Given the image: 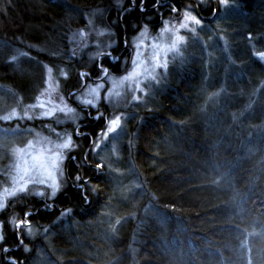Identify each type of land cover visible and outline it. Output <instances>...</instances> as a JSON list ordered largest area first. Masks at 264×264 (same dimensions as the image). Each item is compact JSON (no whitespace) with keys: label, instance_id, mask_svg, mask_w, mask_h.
Masks as SVG:
<instances>
[{"label":"trees","instance_id":"1","mask_svg":"<svg viewBox=\"0 0 264 264\" xmlns=\"http://www.w3.org/2000/svg\"><path fill=\"white\" fill-rule=\"evenodd\" d=\"M116 1L0 0V86L26 99L30 90L15 82L19 68L43 78L38 68L45 61L67 69L69 88L77 89L85 66L67 58L73 30L85 29L96 16L114 29L121 46L138 19L158 12V0H135L136 7L125 0L123 8L115 7ZM234 1L245 17L262 20L261 28L248 32L264 43V9L256 11L258 0ZM165 2L163 10L181 9L187 0ZM209 8H201L202 16L216 4ZM45 50L54 53L46 56ZM253 50L239 60L242 79L221 80L211 69L221 85L211 84L204 93L201 69L193 65L158 96V107L129 125L136 128L130 159L143 188L138 211L119 200L108 167L96 169L98 158H86L97 134L86 126L90 135L82 139L77 157L67 161L58 196L44 202L22 194L1 212L0 264L13 258L17 264H264V63L252 58ZM102 64L119 72L107 58ZM99 70L95 63L90 71ZM219 89L232 102L216 115L200 113L204 95ZM0 126L40 132L47 124L0 121ZM26 212L30 224L18 231L16 221L25 220Z\"/></svg>","mask_w":264,"mask_h":264},{"label":"rangeland","instance_id":"2","mask_svg":"<svg viewBox=\"0 0 264 264\" xmlns=\"http://www.w3.org/2000/svg\"><path fill=\"white\" fill-rule=\"evenodd\" d=\"M127 1L132 4V0ZM164 1L166 0H158L160 3ZM125 3V0H122V3L117 0L114 5L123 8ZM211 3L212 5L215 3L216 8H212V13L208 16L203 15L211 20L203 21L200 10L205 8L209 11ZM133 6L136 7V2ZM258 7L256 11L264 9V0H258ZM155 10L158 11L155 15L143 20L138 19L139 22L134 24L132 31L124 35L121 46L114 29L104 25V20L96 19V16L87 22L85 29L73 30L68 35L70 48L67 58L71 60L70 62L76 59L84 61L82 64L85 66L81 72L85 75L81 76L80 73L75 90L69 88L67 69L63 67L54 69L45 61L38 68L42 71L43 78L38 76L36 71L33 75L32 71L28 73L26 68V70L19 68L20 77L18 76L15 82L17 87L22 89L28 87L30 90L26 99L0 86L2 123L20 121L47 124V127L40 132L35 129H6L0 126V175L6 178L5 183L0 182V214L22 194L31 193L44 202H51L58 196L65 186L67 161L77 157L75 153L83 146L82 139L90 135L86 126L97 129L90 147L86 153L84 152L86 158L92 155L93 158H98L100 164L108 167V173L114 178L113 183L119 200L127 209L130 206L137 208L138 211L142 204L143 188L130 159L133 156L132 146L135 140L133 133L136 128L132 130L129 125L139 122L141 120L139 115L143 111H152L154 105L158 107V96L168 90L170 83L182 79L184 71L193 65L201 69L205 93L209 85L215 84L216 88L221 85L220 83L216 85V78L224 80L229 77L231 81L242 79L243 70L239 60L245 59L250 49H254L251 53L252 58L264 63V43L259 44L257 41L259 37L248 32L251 28H261L263 22L255 17H245L234 0H187L176 12H173L172 8L166 9V12H162L161 8L158 10L157 7ZM186 12L195 19H186ZM255 16L260 17L259 14ZM216 17L219 18L217 22H215ZM182 24L187 26L181 27ZM226 24L230 26L234 24L236 28L231 27L234 29L230 30ZM145 27L147 33L141 37L140 33ZM240 34L244 41L237 42ZM178 37L182 39H177ZM117 47L122 50L115 53ZM53 53L50 50L43 52L46 56ZM137 53L140 54L137 60L139 67L132 63L133 59L137 58ZM154 54L159 56V65L156 66L151 77L145 69L150 71L153 67ZM59 56L62 54L59 53ZM105 58L113 65L119 66V72L116 74L109 71L106 74L102 72L101 68H106L102 64ZM43 60H46L45 57ZM95 63L100 70L94 75L90 70ZM47 68H52L53 84L57 85L56 92L50 97L55 103H48L49 97L45 91L49 76ZM134 69L141 74L130 80L125 79L134 72ZM211 69H216V78L215 73V75L210 74ZM62 73H66V77ZM100 84H103V87L99 89L96 107L83 104L84 99L91 98L87 95L88 90ZM262 87L264 83L260 86ZM221 90L204 95L200 113L207 110L216 115L231 101L225 97L228 93L222 94ZM41 93H44V96ZM38 97L45 101L44 108L37 106ZM92 99L96 100V97L93 96ZM65 105L73 111L67 114L59 111V107ZM53 108L57 110L52 117L41 116L42 113ZM98 115L100 118L95 119L94 117ZM117 117L120 118L119 126L109 132V122ZM69 136L72 145L64 149L55 147L57 144H62ZM55 152L63 156L62 160L57 161L59 167H53L50 159ZM44 168L55 174L60 185L55 197H51V188L38 182L45 178L40 174ZM48 182L50 183L51 180L49 179ZM39 192H44V195H37ZM27 225L21 226L18 231ZM2 227L0 219V235L3 237Z\"/></svg>","mask_w":264,"mask_h":264},{"label":"snow or ice","instance_id":"3","mask_svg":"<svg viewBox=\"0 0 264 264\" xmlns=\"http://www.w3.org/2000/svg\"><path fill=\"white\" fill-rule=\"evenodd\" d=\"M118 2H121L122 3V0H118ZM144 2H145V0H141V3L142 4ZM132 3L135 4V0H132ZM154 7H158V5H154ZM140 11H142V12L145 11V8H143V6H141ZM172 11L173 12H176V11H178V9L175 6H173ZM185 16H186V19H189V18L195 19V17H190L187 12H186ZM186 26H187L186 24H182L181 25V27H186ZM146 33H147V28L145 27L144 31L140 33V36L143 37V36H145ZM177 39H182V38L178 37ZM127 46H128L127 41H125V47H127ZM174 46H175V44H173V47ZM137 47H139V46H137ZM139 55L140 54L137 53V58H134L133 61H132V63L134 65H137V67H139V65L137 64V60L139 58ZM152 59H153V61L155 63L153 64V67L151 68V70L149 71L148 69H145V71L151 77L153 76V73L155 72L156 66L159 65V56L157 54H154ZM101 71L106 74L108 70L106 68H101ZM47 72H48L49 76H48V79L46 80L47 87H46L45 91H46V93H47V95L49 97L48 103H55L54 101H52L50 99V97L52 96L53 93L56 92L57 85L54 86V84H53V78L51 76L52 68H47ZM140 74L141 73L139 71H136L134 69V72L131 73V74H129V76L125 77V79H129L130 80L134 76H139ZM62 75H65V77H66L67 74L66 73H62ZM84 75H85V73H81V76H84ZM102 87H103V84H100L98 87L89 89L87 95L89 97H91V98L84 99L83 100V104H85V105H92L93 107H96V103L99 100V89L102 88ZM137 87H139V85H137ZM41 95L44 96V93H41ZM93 96L96 97V100H93L92 99ZM38 100H39V104L37 106L38 107H41V108H44L46 106L45 105V101L44 100H41L40 97H38ZM56 110H57L56 108H53L51 111H47V112L42 113L41 116L42 117H48V118H50V117H52L55 114ZM59 111L64 112L65 114H67V113H71L73 111V109L70 108V107H68L67 105H65L63 107H59ZM94 118L95 119H99L100 116L98 115V116H96ZM119 122H120V118L119 117H117L116 119L110 121L109 122V125L110 126H109V129H108L109 132L115 130V128L117 126H119ZM70 145H72V139L69 136L67 139H65V141L62 144H57V145H55V147L64 149V148H68ZM50 159L52 160L53 167H59L57 161L62 160L63 159V156H62L61 153L55 152V153L52 154V156L50 157ZM103 167H104L103 164H97L96 165V168L97 169H101ZM40 174L43 177H45V178L40 179L38 182L40 184H45L49 188H51L52 189V191H51V197H55L57 195V191H58V189L60 187L59 183L57 182V179H56L55 174L52 173V172H50L46 168L42 169ZM49 179L51 180L50 183L48 182ZM76 179L77 180H80L81 178L79 176H77ZM37 195L43 196L44 195V192H39V193H37ZM49 207H51V206H49ZM30 215H31V213L26 212L25 213V218L26 219L25 220L16 221V227L17 228H20L21 226H24L26 223L27 224H30V221L27 220V217L30 216ZM2 239H3V237H2V235H0V240H2ZM20 243L23 244V240H20ZM9 250L10 249H8L7 247H5V249H4L5 252H8ZM27 250L28 249L25 246V251H27ZM11 264H17V261L13 258V259H11Z\"/></svg>","mask_w":264,"mask_h":264},{"label":"flooded vegetation","instance_id":"4","mask_svg":"<svg viewBox=\"0 0 264 264\" xmlns=\"http://www.w3.org/2000/svg\"><path fill=\"white\" fill-rule=\"evenodd\" d=\"M166 5H167V3H166ZM161 6L163 7L164 5H163V4H160V5L158 4V7H157L158 10H159V8H160ZM162 12H166V10H162ZM201 17H202V16H201ZM202 18H203V17H202ZM205 20H208V21H209L210 19L207 18V19H205Z\"/></svg>","mask_w":264,"mask_h":264},{"label":"water","instance_id":"5","mask_svg":"<svg viewBox=\"0 0 264 264\" xmlns=\"http://www.w3.org/2000/svg\"><path fill=\"white\" fill-rule=\"evenodd\" d=\"M149 11H151V10H149Z\"/></svg>","mask_w":264,"mask_h":264}]
</instances>
